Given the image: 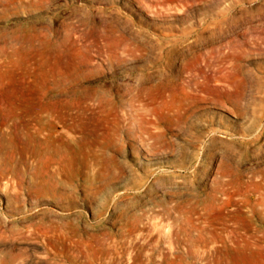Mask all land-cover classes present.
<instances>
[{
  "label": "rangeland",
  "instance_id": "rangeland-1",
  "mask_svg": "<svg viewBox=\"0 0 264 264\" xmlns=\"http://www.w3.org/2000/svg\"><path fill=\"white\" fill-rule=\"evenodd\" d=\"M0 264H264V0H0Z\"/></svg>",
  "mask_w": 264,
  "mask_h": 264
},
{
  "label": "bare ground",
  "instance_id": "bare-ground-1",
  "mask_svg": "<svg viewBox=\"0 0 264 264\" xmlns=\"http://www.w3.org/2000/svg\"><path fill=\"white\" fill-rule=\"evenodd\" d=\"M190 76H188L189 78ZM194 78V77H193ZM187 80V79H186ZM189 80V79H188ZM191 80V79H190ZM184 81V80H183ZM187 82V81H186ZM195 81H193L194 83ZM192 83V84H193ZM199 83V81H197V83H195L196 85ZM191 84V83H190ZM191 84V85H192ZM188 85V84H187ZM186 85V86H187ZM194 85V84H193ZM188 87V86H187ZM196 86H194L195 88ZM188 91V90H187ZM75 146V144H74ZM73 150L77 153L78 152V149L77 148H73ZM62 155L64 156V159L63 160H68L66 162H71V155L68 157V152L66 151H62ZM68 158V159H66ZM70 165V164H68ZM15 194H17V191L15 190L14 191ZM15 201V200H14ZM20 206L17 205L15 206V208H19ZM37 214L36 213H33V215ZM176 224L175 221H168L166 224H165V230L162 229V232L160 233V235L158 236V238L160 239L161 242L159 243H162V251L163 252V255H165L166 253H169L170 255H176V253H178V250L180 248V242L178 240V237H179V234H177L174 230H170V228L174 227V225ZM162 228H164V226L161 224ZM181 253L183 255H185L184 257H187V254L188 252L186 251V249H184L183 247L181 248ZM227 262V261H226Z\"/></svg>",
  "mask_w": 264,
  "mask_h": 264
}]
</instances>
